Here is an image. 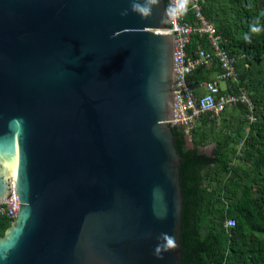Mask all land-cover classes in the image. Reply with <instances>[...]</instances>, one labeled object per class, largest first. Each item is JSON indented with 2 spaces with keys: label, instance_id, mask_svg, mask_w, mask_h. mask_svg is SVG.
<instances>
[{
  "label": "water",
  "instance_id": "95a60500",
  "mask_svg": "<svg viewBox=\"0 0 264 264\" xmlns=\"http://www.w3.org/2000/svg\"><path fill=\"white\" fill-rule=\"evenodd\" d=\"M132 0H0V264H199L194 185L214 144L182 154L172 38ZM127 16L122 15L124 11ZM161 233L177 246L154 255Z\"/></svg>",
  "mask_w": 264,
  "mask_h": 264
},
{
  "label": "trees",
  "instance_id": "16d2710c",
  "mask_svg": "<svg viewBox=\"0 0 264 264\" xmlns=\"http://www.w3.org/2000/svg\"><path fill=\"white\" fill-rule=\"evenodd\" d=\"M201 10L234 58L240 84L249 93L258 120L244 134L240 156L235 149L244 128L240 105L220 115L235 122L234 131L229 132L228 126L215 129L218 119L201 118L179 139L182 154L204 147L209 138L216 146L194 185L198 203L193 207L192 225L199 243L198 262L264 264V32L254 36L251 43L243 39L253 18L264 12V0H203ZM195 50L194 40L187 51L192 54ZM217 72L214 66L198 69L192 78L212 80ZM234 159L246 167L234 164ZM226 219H232L234 226L224 228ZM10 223L0 215V236Z\"/></svg>",
  "mask_w": 264,
  "mask_h": 264
},
{
  "label": "built area",
  "instance_id": "2783aa9c",
  "mask_svg": "<svg viewBox=\"0 0 264 264\" xmlns=\"http://www.w3.org/2000/svg\"><path fill=\"white\" fill-rule=\"evenodd\" d=\"M202 4L203 0H192L188 12L170 23V28L151 31L172 38L171 126L189 124L188 132L197 120L218 119L228 108L240 105L243 107V131L247 134L250 126L258 120L257 110L249 93L240 84L234 58L225 49L214 25L202 14ZM194 40L196 50L189 54L187 47ZM212 66L218 70L212 80H193L192 74L196 70ZM15 209L16 197L11 186L7 200L0 202V215L12 221ZM223 225L229 229L234 222L226 219Z\"/></svg>",
  "mask_w": 264,
  "mask_h": 264
},
{
  "label": "clouds",
  "instance_id": "9594fccd",
  "mask_svg": "<svg viewBox=\"0 0 264 264\" xmlns=\"http://www.w3.org/2000/svg\"><path fill=\"white\" fill-rule=\"evenodd\" d=\"M192 0H170L164 8L161 17V23H172L184 16L188 10ZM161 0H132L131 11L143 17H147L153 13L154 6L158 7ZM127 16V10L122 13ZM264 32V12L255 16L249 25L248 33L243 34V39L246 43H251L254 36H258ZM177 246L176 238L168 233H161L158 238L154 255L157 259H163V254Z\"/></svg>",
  "mask_w": 264,
  "mask_h": 264
},
{
  "label": "rangeland",
  "instance_id": "374dc122",
  "mask_svg": "<svg viewBox=\"0 0 264 264\" xmlns=\"http://www.w3.org/2000/svg\"><path fill=\"white\" fill-rule=\"evenodd\" d=\"M219 87L220 88H222L223 87V84L222 83H220L219 84ZM236 117H238V115H236ZM224 117H219L218 118V120H216L215 121V123H214V128L215 129H218V128H224V127H226V126H228V128H229V132L230 131H234L235 129H236V124H235V122L234 121H232V120H227L226 118H224ZM225 123H224V122ZM198 126H199V124H197ZM243 134H242V136L240 137V139H239V141L237 142V145H236V155H238V156H240L241 155V153H240V151H241V149H242V147H243V142H244V131H243V129H242V131H241ZM212 139V138H211ZM210 138L208 139V142L206 143V145L204 146V147H206V146H210V145H213V142H212V140H211ZM240 143H241V145H240ZM186 145H187V147H190L191 146V144L189 143V136H186ZM233 163L234 164H239V165H242V163H241V161H239V160H237V159H234L233 160ZM243 167H246V165L245 164H243L242 165Z\"/></svg>",
  "mask_w": 264,
  "mask_h": 264
}]
</instances>
